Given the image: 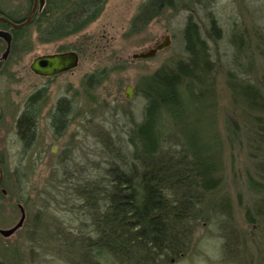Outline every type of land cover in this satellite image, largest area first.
I'll return each instance as SVG.
<instances>
[{
  "label": "rangeland",
  "instance_id": "obj_1",
  "mask_svg": "<svg viewBox=\"0 0 264 264\" xmlns=\"http://www.w3.org/2000/svg\"><path fill=\"white\" fill-rule=\"evenodd\" d=\"M149 1L106 0L99 17L82 30L49 42L42 40L43 32L34 23L8 55L0 70V102L6 114L14 120L40 90L43 112L33 139V130L19 132L11 121L0 125V158L6 154L2 165L7 171L3 186L16 200L14 218L9 221L1 213L0 227L20 220L19 204L26 210L22 228L0 240L1 262L127 264L107 252L85 253L79 244L69 250L65 242L96 237L89 208L97 205L83 203L82 188L109 185L113 162L126 172L142 170L141 161L131 156L129 130L143 120L150 76L188 60L184 31L192 18L206 41L209 66L203 82L195 81L185 91L187 116L167 139L177 149L187 137L197 142L215 163L219 181L215 190L200 188V213L185 252L157 263L264 264V227L248 224L246 213L250 207L255 211L259 197L252 183L264 182V166L259 164L264 137L255 135L264 134V111H258L262 103L253 104L257 109L251 111L250 97L242 93L246 86L259 88L264 102V0H175L147 25L133 26V18ZM211 19L219 36L210 34ZM167 36L169 45L154 56L133 57ZM71 50L80 59L69 71L44 77L30 67L37 56ZM128 85L131 98L126 96ZM62 98L68 102L63 112L58 103ZM59 112L65 115L62 124H57ZM120 147L125 158L115 156ZM10 170H15L12 180Z\"/></svg>",
  "mask_w": 264,
  "mask_h": 264
},
{
  "label": "trees",
  "instance_id": "obj_2",
  "mask_svg": "<svg viewBox=\"0 0 264 264\" xmlns=\"http://www.w3.org/2000/svg\"><path fill=\"white\" fill-rule=\"evenodd\" d=\"M105 2L48 0L46 9L35 18L43 32L42 40L53 41L79 32L99 17ZM174 4L175 0H150L133 18V26L147 25ZM210 24V34L219 36L215 19H211ZM184 39L188 60L171 69H158L150 76L143 120L129 130L127 141L134 147L131 156L141 161L142 170L134 167L126 172L123 166L113 162L108 169L109 185L96 183L94 189L89 184L81 189L83 203L97 205L89 208L96 237H89V241L81 238L65 242L67 249L75 251L79 244L85 253L88 250L95 255L107 252L127 264H158L160 259L182 255L187 249L186 238L192 234L197 213H200L197 210L200 188L215 190L219 180L213 172L215 163L202 154L192 138L187 137L180 149L170 146L167 139L171 130L187 116L185 91L195 81L203 82L204 70L209 66L206 41L192 18L185 27ZM242 93L249 95L251 111L257 109L253 106L257 103L263 104L258 111H264L259 88L246 86ZM36 97L28 99L29 106H33ZM59 104L62 112L68 105L64 99ZM58 115L63 120L64 114ZM255 135L264 137L259 131H255ZM117 155L126 157L122 147ZM261 156L259 164L264 166V154ZM252 187L259 197L255 211L251 207L247 209V222L260 228L264 227V182L255 181Z\"/></svg>",
  "mask_w": 264,
  "mask_h": 264
},
{
  "label": "flooded vegetation",
  "instance_id": "obj_3",
  "mask_svg": "<svg viewBox=\"0 0 264 264\" xmlns=\"http://www.w3.org/2000/svg\"><path fill=\"white\" fill-rule=\"evenodd\" d=\"M47 3H48V0H0V18H1L0 19V70H3L6 67L8 55L10 54V52L16 49L15 47H17L19 43L23 42L24 37H25L24 34L26 30L35 23V18L42 11L46 9ZM26 5H27V8H26ZM2 6H6L8 8V12L4 11L1 8ZM2 33H6L7 36L9 35L10 39H6L5 37L6 35ZM4 45H5V51H3ZM53 76H56V75H53ZM53 76H44V77H53ZM41 91L42 90H40L36 94H33L35 96L37 95L36 100L33 102V106L32 107L29 106L27 102L28 106L24 107V109L21 112H19L17 117L14 118V120L12 119L11 114L9 115L6 114L5 108L2 106L0 102V125H3L5 123L7 124V121L9 122L11 121L10 123H14L15 126H17L19 132L21 131L27 132V131L33 130V132H31V139H33L35 129L37 125L39 124V118L43 112L42 110L43 96H39ZM62 99L66 100L65 98H62ZM62 99H60V101ZM60 101L58 103H60ZM6 105L12 109L14 104L12 103V101L8 100L6 102ZM63 120L59 119V122L57 124H61ZM5 159H6V154H2V158H0V177H1L0 179V199H1L0 224H1V213L4 214L5 215L4 217H6L9 221H11L14 218V208L16 204L15 198L11 197L10 192H8V189L3 186L5 182V174L7 173V171L2 165ZM8 176L10 180H12V178H15V170L14 171L10 170L8 172ZM18 206L21 210V213H22V208L24 209V212H25V219L22 224L23 226L26 222V210L21 204H19ZM5 223L7 222L5 221ZM16 224L14 226H8L4 228L0 227V240L2 238L6 240L10 238L13 234H15V232L18 231V229L14 231L13 233H9V234L6 232L11 230L13 227H15ZM22 226L20 228H22ZM10 248H11V251L13 252L14 247H10ZM0 264H5V263L0 261Z\"/></svg>",
  "mask_w": 264,
  "mask_h": 264
},
{
  "label": "water",
  "instance_id": "obj_4",
  "mask_svg": "<svg viewBox=\"0 0 264 264\" xmlns=\"http://www.w3.org/2000/svg\"><path fill=\"white\" fill-rule=\"evenodd\" d=\"M1 19V18H0ZM5 34L6 39H10V36L6 33ZM169 45V37L167 36L164 41L158 43L155 47L150 48L149 50L135 53L133 55L134 58H148L154 56L159 50L167 47ZM79 54L76 51H66V52H60V53H54V54H45L40 55L34 58L32 61L30 67L31 69L38 75L42 76H53L60 74L62 72L69 71L75 67H77L79 63ZM126 96L127 98L132 97V86L128 85L126 88ZM1 179V177H0ZM25 219V212L22 208V216L19 220V222L16 224L15 227H13L11 230L7 231L6 233H13L17 229H19Z\"/></svg>",
  "mask_w": 264,
  "mask_h": 264
}]
</instances>
